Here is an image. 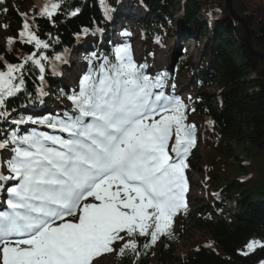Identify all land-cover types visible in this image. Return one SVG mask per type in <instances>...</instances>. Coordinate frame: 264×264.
Listing matches in <instances>:
<instances>
[{
  "label": "snow or ice",
  "instance_id": "1",
  "mask_svg": "<svg viewBox=\"0 0 264 264\" xmlns=\"http://www.w3.org/2000/svg\"><path fill=\"white\" fill-rule=\"evenodd\" d=\"M100 3L110 19L112 9L106 0ZM80 11L70 0H39L30 12L17 13L21 27L16 36L5 37L0 121L16 127L0 133V192L7 197L0 211V264H102L109 256L131 257L132 264H139L162 239L178 238L177 217L188 212L187 172L197 125L188 122L185 100L165 91L168 74H147V65L135 62L130 44L116 46L111 57L98 52L84 57L88 69L77 88L61 92L71 108L56 115L14 117L12 101L32 96L29 76L39 72V99L47 95L49 70L62 75L60 65L68 63L67 49L48 54L59 37L47 33L42 38L38 19L55 26L61 15L74 17ZM8 12L7 6L0 7V13ZM9 27L0 24L5 31ZM122 35L132 34L125 29ZM16 44L33 50L12 62L7 56ZM26 124L53 133L32 128L21 134L19 126ZM258 247L264 249V241L249 240L242 254Z\"/></svg>",
  "mask_w": 264,
  "mask_h": 264
},
{
  "label": "trees",
  "instance_id": "2",
  "mask_svg": "<svg viewBox=\"0 0 264 264\" xmlns=\"http://www.w3.org/2000/svg\"><path fill=\"white\" fill-rule=\"evenodd\" d=\"M117 2L106 0L111 9ZM141 2L154 15V25L169 18L170 24L176 26L173 15L179 13L183 37L204 40L201 57L205 73L199 75L203 86L197 92L198 100L188 105L189 110L194 108L202 119L205 157L195 151V146L189 159L191 169L201 173L202 167L206 169L203 177L206 194L218 192L220 197L209 198L207 212L201 209L202 204L196 203L185 219L191 223V228L207 236L210 246L192 244L189 251L176 258L173 247L176 240L163 239L161 245L154 246L139 259V264H149L152 252L157 264H260L264 260V249L258 247L247 256L242 251L249 240L264 241V187L252 183L256 173L252 157L264 150V60L255 57L241 40V30L236 22L230 21L224 0ZM232 3L251 29L250 42L264 53V31L258 32L261 18L251 17L252 9L245 7L247 4L242 0H232ZM70 4L73 9L80 8V13L74 17L61 15L55 26L47 19L37 21L42 38H45L43 34L51 33L62 40L49 50V55L59 53L61 48H70L74 36L83 33V28L99 34L95 29L103 26L100 0H70ZM32 8L19 13L30 12ZM16 11L9 7V12L2 14V24L11 25L7 29L8 36H16L21 27V17ZM214 13L218 18L209 17ZM4 49L5 46L0 45V54ZM32 50L31 46L16 44L7 59L16 62L18 54ZM38 76L39 72L34 71L28 78L27 89L32 100L36 97ZM59 76L51 75L50 70L46 75L53 95L61 87ZM30 99L21 95L14 107L19 108L21 101ZM3 126L0 124V130ZM226 203L224 211L222 204ZM113 264H132V259L115 257Z\"/></svg>",
  "mask_w": 264,
  "mask_h": 264
},
{
  "label": "rangeland",
  "instance_id": "3",
  "mask_svg": "<svg viewBox=\"0 0 264 264\" xmlns=\"http://www.w3.org/2000/svg\"><path fill=\"white\" fill-rule=\"evenodd\" d=\"M13 2L18 3V5L21 8H25V9H28L33 4H36L35 0H13ZM242 2L247 4L245 7H247L248 9H252L250 13L251 17L257 16L261 18L262 21L259 20L261 22L259 23V27H260L264 21V0H242ZM132 11L135 13H141L139 8H137L136 10L132 9ZM178 16H179V13H178ZM138 24H139V21H135L134 23H132V26L128 29V31L131 32L132 35H134L133 39L131 40V43L134 44V47L137 51L136 57H134V60L137 64H141L143 60H148L150 62V67L153 70H156L155 72L161 71L164 67H166L167 62H169L170 55H171L170 53H172V51L175 52V50H176V53L178 52L181 55L183 54L187 59L189 58V59H192V61H194L195 59L194 57L196 54V51H195L196 47L194 46V48H191V46L193 47L191 38L187 40L188 43L181 42L178 40H175V43L174 42L168 43V41H166L164 38V34L161 33L160 30L156 32V37L157 36L160 37L159 41H157L156 38L154 40L153 49H155V52L148 53L146 44L144 43L141 33L138 30ZM6 35H7V32L3 28H0V45L4 44ZM111 47L114 52L116 45L112 44ZM155 55H158V56L166 55V59L165 61L164 59H162L163 62H159L158 64L153 63L152 60L155 57ZM81 57L82 55L76 56V59L77 58L79 59L78 60L79 63H80ZM76 72L77 73L80 72V67L79 69L76 70ZM179 79L181 80V78ZM70 86H71V82L69 83L68 87ZM181 97L183 99H186L185 95H181ZM66 102H67L66 100L63 101L64 104H68ZM53 106L55 107L54 109L56 110L59 109L58 108L59 106L57 104L54 103ZM194 118L196 120V116L191 115L190 123H195ZM197 152L200 153L201 157H205L204 156L205 152H204V149H202L201 145L198 148ZM252 158L254 159L253 161L254 167L253 166L252 167L256 170L255 176L253 178L255 181H253L252 183L253 185H262L264 187V150L261 153H257ZM191 177H192V181L196 183L197 181L196 175L192 173ZM194 183H191V185H189L190 190L188 192L189 195L193 194V196L196 194V190H197L196 187L194 188ZM186 229L188 230H186L182 235H180L179 241L174 245V255L176 256V258H181L183 254H185L187 251L191 249L192 244L194 245L200 244V243L202 245L206 244L207 236H205L204 233H202L201 231L194 230L193 228L190 227V225H188V228ZM112 258L113 256L106 257L102 261V264H109ZM151 264H155L154 260H152Z\"/></svg>",
  "mask_w": 264,
  "mask_h": 264
},
{
  "label": "water",
  "instance_id": "4",
  "mask_svg": "<svg viewBox=\"0 0 264 264\" xmlns=\"http://www.w3.org/2000/svg\"><path fill=\"white\" fill-rule=\"evenodd\" d=\"M225 4H226V9L230 15V17L239 22L242 25L243 31H244V37H245V44L249 47L250 51L257 57L261 58L264 60V54H261L257 51H255L251 45H250V34H249V29L247 27L246 22L243 20L242 17H240L232 8V4H231V0H225ZM264 30V25L260 28V31Z\"/></svg>",
  "mask_w": 264,
  "mask_h": 264
},
{
  "label": "bare ground",
  "instance_id": "5",
  "mask_svg": "<svg viewBox=\"0 0 264 264\" xmlns=\"http://www.w3.org/2000/svg\"><path fill=\"white\" fill-rule=\"evenodd\" d=\"M121 3H126L124 0H119ZM131 4H139L137 1H131L130 2ZM97 12H98V10H97ZM130 21H125V23H129ZM114 29H116L117 31H118V35L122 38H120V39H116L115 38V36H114V41H117V43H119V44H125V43H128L129 44V39H126L127 37L125 36V35H122L121 34V32L123 31V29L124 28H126L125 27V25L123 24V21H122V19L121 18H119L118 20H117V23L114 25V27H113ZM114 33H117V32H114ZM131 38V37H130ZM60 41H62L60 38H59V43H61ZM58 43V44H59ZM60 45V44H59ZM50 50V49H49ZM49 50H48V52H49ZM132 56H133V54H132ZM155 61H157V57L155 58Z\"/></svg>",
  "mask_w": 264,
  "mask_h": 264
}]
</instances>
